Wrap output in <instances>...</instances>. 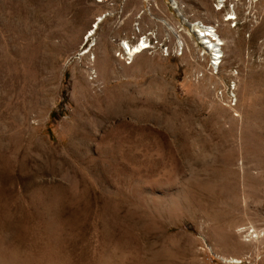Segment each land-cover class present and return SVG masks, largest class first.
<instances>
[{
    "label": "rangeland",
    "instance_id": "1",
    "mask_svg": "<svg viewBox=\"0 0 264 264\" xmlns=\"http://www.w3.org/2000/svg\"><path fill=\"white\" fill-rule=\"evenodd\" d=\"M176 1L189 23L216 28V69L167 0H0V157L11 172L0 186L16 191L0 196V264H26L14 252L32 218L19 176L69 185L77 170L103 195L119 186L123 264H264V0ZM163 18L182 29L181 50ZM149 32L168 53L155 45L121 58L122 40ZM114 152L117 184L98 170ZM92 218L72 261L52 264H96L104 236ZM43 254L32 264L48 263Z\"/></svg>",
    "mask_w": 264,
    "mask_h": 264
},
{
    "label": "bare ground",
    "instance_id": "2",
    "mask_svg": "<svg viewBox=\"0 0 264 264\" xmlns=\"http://www.w3.org/2000/svg\"><path fill=\"white\" fill-rule=\"evenodd\" d=\"M169 1L171 5L174 7V9L176 10L178 16L181 17L182 22L187 24V26L189 27V32L187 31L189 35L193 34L195 38L197 39V41H200L203 47H205L203 48L202 52H206L208 54L210 65L213 68L215 67L214 69H216L220 63L221 54H222V49H221L222 41L218 37L216 28L213 25H207L201 21H196L195 23H192V22L189 23L188 20L184 18V15L182 14V12L179 10L177 1L176 0H169ZM224 1L225 0H216V5L222 8L224 6ZM145 8H147L148 14H150V10L148 6H145ZM228 13H229V17L227 20L234 19L236 17L233 9L228 11ZM109 14L110 12H104L103 14L100 15L99 18L97 17L98 19L95 22L94 26L90 28V33L87 37L88 38L87 41H89L90 38H92V36L96 33L99 27V23L103 21V17H106ZM161 22L166 26L167 30L175 36V38H177L178 40L182 38L181 33H180L181 30L177 29L168 19L163 18ZM150 33H153V32H150ZM94 44H95L94 42L93 43L91 42L90 47L88 49H85L81 53V55H84L87 52H89L91 49V46ZM143 44H144L143 40H141L139 45L137 44L136 41L130 42L129 40H122L120 42V47L122 48L121 58L131 60L134 55H137L140 53L139 48ZM234 89H235V82H233V90ZM232 94L235 97V93L232 92ZM115 154H111V155L106 154L107 156L108 155L110 156L107 158V160H102V163H100L101 165L98 168V170L101 173L99 175H101V177L104 178V181L108 179H112L113 182H116L117 184V181L119 178L116 176L118 175L116 172L120 171V167L118 165H121L119 164V161L122 159L121 158L122 156L120 157L121 159L118 161L119 157L117 154L116 155ZM102 156H104V154ZM104 158L102 157L101 159H104ZM87 160L91 162L89 163L92 164V167L97 169L96 162L98 161H95L96 159L90 158ZM0 162L2 164V166L0 167V180L7 179L8 177L11 178L9 159L6 157H0ZM122 166H123V163H122ZM77 171L78 172H74L73 174H71L72 177L70 176L71 181L69 182V185H51V186L43 185L40 182H37V180L34 177L35 172H32V171L26 176L24 175L19 176L21 181H24V187L26 188V190H28L27 197L31 205V210L29 214L28 213L27 214L29 217H32V218L24 219V224L21 227L19 234L15 238L19 240L18 247L15 246L16 248L14 247L13 248H14V252L17 255L18 253H21V252H23V254L25 253L27 258L26 259L23 258V259L26 260V264L27 263L32 264V262L37 263L42 258V255H44L43 253L48 255L47 258L46 257L45 258L46 260L49 259L47 261L49 264H52L53 262L52 260H54L53 256H57V255L58 257L61 256L63 259L66 258L67 261L68 260L72 261L74 247L77 246L81 238H83L84 235L87 233V230H89L90 226L93 225L92 215L93 214L96 215L97 212H99V216H100L98 220H99V224L102 227V234L104 236V241L102 243V246H101L102 248L100 250L99 256L94 258L96 261L95 263L96 264L126 263L124 260L125 256L122 253H120V250H119V245H120L119 244L120 243L119 230L123 228V226H125V231H128V228H130V224L128 225L123 224L124 223L122 222L123 218L119 217L116 202L115 203L112 202V199L116 200V198L122 195L118 188L119 184L117 185L118 187H116L115 189V197H111L109 195H106L105 193L103 195L102 193L96 190L94 183L91 181L88 175L84 172V170H81V172L79 170ZM121 172H119V174ZM130 173L133 174V172H130ZM120 177H123V176H120ZM128 182L129 181H127V184ZM120 184H122V182ZM4 187L0 186V196L2 197V200L4 199L8 200L10 196L11 197L14 196L16 191L14 192L15 190L14 188L13 190L12 188H4ZM102 198H105V199H102ZM58 205L60 206V208L55 209L57 208ZM66 208H67L66 212L68 213V215L71 216L70 218H50L51 216L48 218H41V217L39 218V216H45V215H48L49 213H52L54 217H62V213L65 212ZM49 211H52V212H49ZM1 219L2 218H0V220ZM41 224H42V227H41ZM130 241H131V237L128 236V241L126 242V244ZM111 242H113V244H110ZM12 253L10 251V254L12 256H15V254H12ZM0 256H1V253H0ZM7 256L4 254L3 257L6 258ZM52 257L53 259H50ZM8 258L10 257H7V259L5 260L9 261L10 259ZM2 261L4 262L3 264H5V261L4 260ZM14 261L19 263L15 259L13 260V262ZM63 261H65V259ZM20 263H23V261Z\"/></svg>",
    "mask_w": 264,
    "mask_h": 264
},
{
    "label": "built area",
    "instance_id": "3",
    "mask_svg": "<svg viewBox=\"0 0 264 264\" xmlns=\"http://www.w3.org/2000/svg\"><path fill=\"white\" fill-rule=\"evenodd\" d=\"M98 2L102 1V0H97ZM168 1V8H172V12L170 11L171 14H177L176 10L174 9V7L171 5L170 1ZM185 24V23H183ZM183 28V26H182ZM182 30V29H181ZM170 36L168 34H166V36L163 38V39H168ZM134 41L137 42V44L139 45L141 40L144 41V44L140 46V52H143V51H150L151 49H153L155 47V45L159 46V49L162 50L163 53H168V49H169V44L168 43H165L164 41H161V42H158V41H155V36L152 34V33H148V34H142L140 35L139 37H136L134 38ZM138 40V41H137ZM132 41V39H131ZM183 38H181L180 40H178L177 38H175V43L177 44L178 46V49L181 50L183 48V45H184V42H183ZM181 52V51H180ZM246 233L248 236L250 237H253V238H256L258 237V233H260L258 230H255L254 227L252 226H246ZM261 236V234H260Z\"/></svg>",
    "mask_w": 264,
    "mask_h": 264
}]
</instances>
